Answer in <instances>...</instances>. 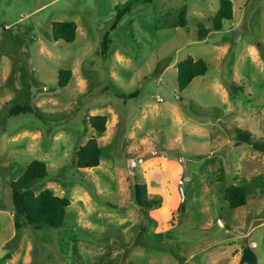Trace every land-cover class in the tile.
<instances>
[{
  "label": "rangeland",
  "instance_id": "374dc122",
  "mask_svg": "<svg viewBox=\"0 0 264 264\" xmlns=\"http://www.w3.org/2000/svg\"><path fill=\"white\" fill-rule=\"evenodd\" d=\"M233 2L232 21L200 37L219 0H0V264H247V246L264 264V193L235 209L223 199L264 181V153L235 136L264 139V0ZM62 20L76 38L49 40ZM188 56L208 69L179 90ZM92 114L107 115L102 135L84 123ZM92 136L99 163L78 168ZM33 159L48 172L33 190L70 199L61 227L15 228L10 182ZM135 183L158 202L140 206Z\"/></svg>",
  "mask_w": 264,
  "mask_h": 264
},
{
  "label": "trees",
  "instance_id": "16d2710c",
  "mask_svg": "<svg viewBox=\"0 0 264 264\" xmlns=\"http://www.w3.org/2000/svg\"><path fill=\"white\" fill-rule=\"evenodd\" d=\"M122 14L118 13L116 19L111 23V28L117 25ZM233 18V3L231 0H219V6L215 15L212 17V27L200 25L199 36H205L211 29L220 30L223 28L224 20ZM175 25L186 26L187 20L184 13H180L174 20ZM77 25L71 20L54 21L51 25L50 36L52 40H62L71 42L76 38ZM108 32L103 37V47L106 46ZM176 83L178 89H184L196 76L206 73L208 66L204 60L194 59L191 56L176 63ZM58 83L65 85L72 78V70L61 68L57 72ZM136 91L129 94L133 95ZM35 111L39 117H44L39 106H24L15 104L12 111L16 110ZM107 115L92 114L84 123L89 124L93 130L102 135L106 130ZM236 138L242 143L264 153V139L254 138L251 133L241 128L236 129ZM102 156V146L97 137L92 136L80 145L76 151L75 165L78 168L93 167L98 165ZM223 169V167H222ZM223 171V170H222ZM48 174L47 164L44 160H31L21 174L10 182L12 213L15 219L16 229H21L28 225L39 226L46 224L50 227H61L65 224L67 208L70 205V199L67 196L56 194L51 188L46 187L38 192L33 190V183L43 179ZM258 187L259 193H264V181L258 182L242 180L240 184H231L226 187L223 193V199L232 209L244 205L249 198L250 193H257L252 187ZM134 199L142 207H150L158 202V198L150 197L147 194V188L143 183H135ZM150 219V218H149ZM144 245L148 246L146 242ZM80 260V259H79ZM78 261V259H77ZM75 264H85L80 261ZM103 264H115L112 260Z\"/></svg>",
  "mask_w": 264,
  "mask_h": 264
},
{
  "label": "water",
  "instance_id": "95a60500",
  "mask_svg": "<svg viewBox=\"0 0 264 264\" xmlns=\"http://www.w3.org/2000/svg\"><path fill=\"white\" fill-rule=\"evenodd\" d=\"M247 262V264H256V255L251 247H245L242 250L240 263Z\"/></svg>",
  "mask_w": 264,
  "mask_h": 264
},
{
  "label": "crops",
  "instance_id": "0c3cea01",
  "mask_svg": "<svg viewBox=\"0 0 264 264\" xmlns=\"http://www.w3.org/2000/svg\"><path fill=\"white\" fill-rule=\"evenodd\" d=\"M231 1H232V3H233V18H234V17H235V14H234V6H235V5H234L233 0H231ZM216 11H217V10H216ZM233 18H232V19H233ZM232 19H230V21H232ZM223 23H224V25H226V22L223 21ZM77 29H78V24H77ZM50 31H51V27H50V29H49V31H48V33H47V37H48V39L50 38L49 40H52V39H51V36H50ZM209 33H210V31H209L207 34H209ZM207 34H206V35H207ZM206 35H205V36H206ZM52 41H55V40H52ZM247 45H248L247 48H248L249 53H251L252 55H254L255 58H258V59H259V54H258V52H257V50H256V48H255V46L252 45L251 43H247ZM224 46H225V45H224ZM224 46H223V47H224ZM223 47H222V48H223ZM42 49H43V48H42ZM42 51H43V50H42ZM7 67H8V66H6V68H5V72H6V70H7ZM72 76H73V73H72Z\"/></svg>",
  "mask_w": 264,
  "mask_h": 264
}]
</instances>
